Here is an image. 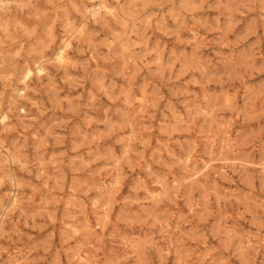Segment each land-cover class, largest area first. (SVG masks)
<instances>
[{
	"label": "rangeland",
	"instance_id": "rangeland-1",
	"mask_svg": "<svg viewBox=\"0 0 264 264\" xmlns=\"http://www.w3.org/2000/svg\"><path fill=\"white\" fill-rule=\"evenodd\" d=\"M6 1L0 264H264V0Z\"/></svg>",
	"mask_w": 264,
	"mask_h": 264
},
{
	"label": "bare ground",
	"instance_id": "bare-ground-1",
	"mask_svg": "<svg viewBox=\"0 0 264 264\" xmlns=\"http://www.w3.org/2000/svg\"><path fill=\"white\" fill-rule=\"evenodd\" d=\"M10 1H12V0H10ZM119 1V0H118ZM8 1H6V0H0V3H1V5H4V4H6ZM18 2H21L22 3V1H18ZM90 4H91V6L90 7H87V11L92 15V17H94L95 19H98V17L100 16L101 17V15H103V14H106L107 16H109V15H111V17L113 16V15H115V12H114V8L113 7H111L110 6V3L108 2V0H91L90 1ZM25 5V4H24ZM86 5V4H85ZM112 6H114V5H112ZM4 7H6V5L4 6ZM9 8V7H8ZM85 8V7H84ZM114 9V10H113ZM5 10V9H4ZM79 10V9H78ZM83 11H85V10H83ZM81 12V11H80ZM117 14V13H116ZM118 16H120V15H118ZM117 16V17H118ZM110 17V18H111ZM120 17H122V16H120ZM117 19V18H116ZM119 19V18H118ZM3 21V20H2ZM69 21H70V19H69ZM95 21V20H94ZM1 22V21H0ZM84 22V21H83ZM96 22V21H95ZM66 23V22H65ZM85 24H87V23H81V24H79V25H75V23H74V26L72 27V29H73V33L72 34H76V35H80V34H84L83 32L85 31ZM68 25V24H67ZM88 26V25H87ZM71 27V26H70ZM4 29H7L6 27H4ZM9 29V28H8ZM7 31H9V30H7ZM1 32V31H0ZM9 33V32H8ZM1 35V34H0ZM81 38V37H80ZM83 38V37H82ZM72 37H71V39H69V38H66V39H64L63 40V42L61 43L62 44V46L61 47H59V49L56 51V52H54L55 53V56H54V58H55V60L58 62V63H62V65H63V63H67L68 61H69V59H71V58H69V49L70 48H72L71 46H72ZM76 40V39H75ZM92 53V52H91ZM94 53V52H93ZM69 54V55H68ZM95 54V53H94ZM96 56V55H95ZM94 56V57H95ZM96 58V57H95ZM72 60H73V58H72ZM94 61H95V59H94ZM42 64V63H41ZM48 67V66H47ZM36 68H37V71L39 72V73H44L45 72V68H44V66H42V65H40V64H38L37 66H36ZM47 69V68H46ZM35 73V70H34V68L33 67H31V66H29V63H28V67L26 68V71H25V75H24V77H23V82L24 83H27V81L32 77V75ZM46 73V72H45ZM42 75V74H41ZM19 91V90H18ZM22 93H23V91H21ZM128 92H129V90H128ZM127 93V92H126ZM125 93V94H126ZM227 93V92H226ZM229 93V92H228ZM131 94V93H130ZM22 95V94H21ZM127 95V94H126ZM144 95V94H143ZM24 96V95H23ZM22 96V97H23ZM25 96H26V94H25ZM129 97H131L130 95H128ZM134 96V95H133ZM146 96V95H145ZM226 96V95H225ZM139 97V96H138ZM143 97V96H142ZM231 97V96H230ZM126 98V97H125ZM134 98V97H133ZM234 98V97H233ZM128 99H130V98H128ZM144 99H146L145 97H144ZM148 99V98H147ZM225 99V98H224ZM125 100V99H124ZM136 100V99H135ZM229 100V99H228ZM235 100H237V99H235ZM127 101V100H126ZM141 101H142V99H141ZM145 101V100H144ZM144 101L142 102L143 104H144ZM133 102V101H132ZM148 102V101H147ZM229 102V101H228ZM235 102V101H234ZM227 103V102H226ZM231 103H232V101H231ZM230 103V104H231ZM128 104H129V102H128ZM133 104V103H132ZM1 105V104H0ZM137 106V105H136ZM142 108V107H141ZM143 109V108H142ZM137 110V109H136ZM146 111V110H145ZM1 112V111H0ZM130 112H133V111H130ZM141 112H144V111H141ZM140 113V112H139ZM145 113V112H144ZM134 115V114H133ZM136 116V115H135ZM135 116H134V118H135ZM8 115L5 113V114H2L1 115V122L2 123H5L6 122V120L8 119ZM133 117V116H132ZM132 117H130V118H132ZM141 117V116H140ZM176 117V116H175ZM3 125V124H2ZM7 125V124H6ZM3 126H5V125H3ZM228 133V132H227ZM132 136V135H131ZM215 137V136H214ZM131 138V137H130ZM215 139H216V137H215ZM132 140V139H131ZM225 144V143H224ZM13 157V156H12ZM13 159V158H12ZM116 162H117V158H116ZM115 162V163H116ZM187 162L188 161H186V164H187ZM208 164V163H207ZM206 166V165H205ZM194 176V175H193ZM192 176V177H193ZM188 179V178H187ZM190 179V178H189ZM163 181V180H162ZM163 184H164V182H162ZM160 187V186H159ZM153 191V190H152ZM167 191V190H166ZM165 191V192H166ZM154 192V191H153ZM164 192V191H163ZM164 192V193H165ZM162 193V192H161ZM163 193V194H164ZM156 194V193H155ZM154 193L152 194V195H155ZM158 194V193H157ZM162 195V194H161ZM165 195V194H164ZM17 196V195H16ZM16 196H14V198L16 197ZM19 197V196H18ZM158 197V196H157ZM161 197H163V196H161ZM17 198V197H16ZM150 199V198H149ZM19 200V199H18ZM18 200L17 199H14V204H17V202H18ZM153 201H155V200H153ZM15 209V208H14ZM106 213V212H105ZM104 213V214H105ZM6 214V213H5ZM107 214V213H106ZM102 215V214H101ZM108 215V214H107ZM104 217H105V215H103ZM102 218V217H101ZM101 220V219H100ZM87 222H89V221H87ZM100 222V221H99ZM69 223V222H68ZM90 223V222H89ZM97 223V222H96ZM88 224V223H87ZM99 225V224H98ZM169 225V224H168ZM92 226V225H91ZM96 226V225H95ZM94 226V227H95ZM72 227V226H71ZM97 227V226H96ZM102 227H104V226H102ZM170 230V229H169ZM169 233V232H168ZM172 235V234H171ZM138 244H140L139 242H138ZM173 244V243H172ZM142 245V244H141ZM136 248V247H135ZM143 248V247H142ZM141 249V248H140ZM140 249H139V251H140ZM80 250V249H79ZM135 250V249H134ZM138 250V249H137ZM78 252V251H77ZM77 252H75V253H77ZM74 253V254H75ZM81 253V252H80ZM90 255V253H88V256ZM13 257V256H12ZM18 257V256H17ZM75 258V257H74ZM95 259V258H94ZM20 260V259H19ZM84 260L86 261L87 259H85L84 258ZM91 260V259H90ZM14 261V260H13ZM12 261V262H13ZM81 261V260H80ZM87 262V261H86ZM16 264V263H15ZM83 264V263H82Z\"/></svg>",
	"mask_w": 264,
	"mask_h": 264
}]
</instances>
